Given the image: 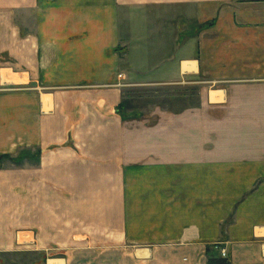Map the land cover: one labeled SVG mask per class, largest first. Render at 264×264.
Returning a JSON list of instances; mask_svg holds the SVG:
<instances>
[{"label": "crops", "instance_id": "0c3cea01", "mask_svg": "<svg viewBox=\"0 0 264 264\" xmlns=\"http://www.w3.org/2000/svg\"><path fill=\"white\" fill-rule=\"evenodd\" d=\"M128 84L197 100L125 118ZM65 209L119 254L44 264H264V0H0V253L64 243Z\"/></svg>", "mask_w": 264, "mask_h": 264}, {"label": "rangeland", "instance_id": "374dc122", "mask_svg": "<svg viewBox=\"0 0 264 264\" xmlns=\"http://www.w3.org/2000/svg\"><path fill=\"white\" fill-rule=\"evenodd\" d=\"M118 78L120 79L121 75H118ZM116 86L121 87L119 83H117ZM124 95H125L124 96L125 102L123 103L122 107H120V110H122L123 117L139 118L153 110H176V111L183 110L185 106L189 105L190 103H194L197 100L195 97L197 96V88L195 87L185 88L184 85L156 86V85L148 84V85L136 86L133 84H128V86L124 89ZM143 121L146 126L149 125L148 121H145L144 119ZM141 125L143 124L141 123ZM144 141H146V139ZM164 180H167V179H164ZM151 184H153V180L150 179L148 182V188H147L148 190H150ZM166 185L167 183L164 182L163 186H166ZM12 201L16 203L17 217H19L20 215L18 214L22 213L23 200L17 198ZM182 201H184L183 196L181 193H179L178 197L176 195V201H175V203L177 204L176 207ZM130 203L131 205H133V208L136 204H138L136 210L139 211L138 208H141L140 210L143 212L142 215H144L142 216L140 213L139 217H136L137 215L133 214V221H134V228H135L131 232L133 237L140 239V241L141 240L144 241V240H151L153 237H155V235L159 236V235H164L166 233L163 230H157L158 228H160L159 218L164 217L167 219V216L164 215V213L163 215H160L161 217L157 216L155 220V217L151 214L150 207L147 206L146 204V200L139 199L137 201L135 198H132ZM68 211L70 210L65 209V218H64V224H63L65 229L63 230V233H62L63 241L60 240V242H64V243L58 246H49V247H35V246L29 247V245H26L23 247L21 246L11 252L0 253V262L4 260L5 262H3L2 264H44L47 259H53V258L64 259L65 261L69 259L71 261L73 255L74 256H80V255H83V256L111 255L113 256L114 254L116 255L119 254V251L115 248L88 247L87 245H84V243H87V242L78 241V239L80 238H83L84 240L88 238V233H91V231H87L85 230V228L88 224L93 226L94 221H96L94 219H97L98 216L97 215H90V216L71 215L68 213ZM111 216H112V220H109V221H111L112 223H117L116 226H118L119 228H120V225L124 226L125 233L127 234L129 238V235H130V230H128L129 225L125 224V219L124 220L122 219L121 221V216L119 214L111 215ZM168 217H169L168 218L169 220L172 219L171 215ZM87 218L89 219L88 223H86ZM136 218H139L141 220L143 218L144 223H146L145 226L146 225L152 226L153 229L149 231L137 230L138 228L136 227V221H135ZM229 220H230V217H229ZM119 221L120 223L118 224ZM183 221H184L183 212L182 211L179 212L176 210L175 227L180 228L182 226ZM69 226H73L76 228V230H74L75 231L74 240L76 242H73V244L70 241H67V238L71 239V232H72V231L67 230ZM161 226L164 227V225H161ZM170 231L172 232V230ZM170 231L168 233H170ZM115 233H117V231H115ZM172 233L176 234L178 232L175 230ZM66 242H68V244ZM221 244H222V240L218 238L207 246L206 252H207V257H208L209 262L211 261L217 262L221 260L226 262L225 260H228V256H229L228 251L225 248V246ZM137 247H141V246H137ZM222 250H225L226 252L225 257L222 256ZM75 260H77L78 262L76 263L73 262V264H79V262L81 261H88V259H84V260L80 259L79 261L78 258H76Z\"/></svg>", "mask_w": 264, "mask_h": 264}, {"label": "built area", "instance_id": "2783aa9c", "mask_svg": "<svg viewBox=\"0 0 264 264\" xmlns=\"http://www.w3.org/2000/svg\"><path fill=\"white\" fill-rule=\"evenodd\" d=\"M222 256H223V257L226 256V252H225V250H222Z\"/></svg>", "mask_w": 264, "mask_h": 264}]
</instances>
